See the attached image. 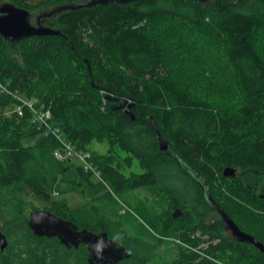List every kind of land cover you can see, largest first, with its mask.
Returning <instances> with one entry per match:
<instances>
[{"label": "trees", "instance_id": "16d2710c", "mask_svg": "<svg viewBox=\"0 0 264 264\" xmlns=\"http://www.w3.org/2000/svg\"><path fill=\"white\" fill-rule=\"evenodd\" d=\"M10 1L31 11L77 0ZM47 24L62 35L33 36L12 46L0 33L1 82L50 110L52 122L77 148L108 142L111 149L92 151L103 179L97 182L77 162L56 157L59 141L32 121L30 108L0 116V226L9 240L4 250L0 246V264H90L85 244L69 247L55 236L34 234L28 220L38 209L107 232L131 252L118 264H264V252L227 238L203 254L191 233L182 232L190 221L166 219L159 213L163 201L149 211L129 199L147 186L158 197L169 188L178 201L184 196L193 203L199 196L197 202L208 206L197 181L160 150V132L208 180L236 221L264 239V0L115 2L66 12ZM185 25L221 49L239 89L235 100L199 93L181 77L176 66L185 44L171 42L179 39L174 26ZM108 93L135 102V118L113 109ZM18 102L0 93V111ZM113 146L127 153L126 162L138 159L142 173L126 174ZM227 166L237 169L235 177L223 175ZM73 195L82 200L78 206L69 201ZM126 206L128 218L116 215ZM159 236L192 248L179 244L167 251L169 259H158L166 250Z\"/></svg>", "mask_w": 264, "mask_h": 264}, {"label": "water", "instance_id": "95a60500", "mask_svg": "<svg viewBox=\"0 0 264 264\" xmlns=\"http://www.w3.org/2000/svg\"><path fill=\"white\" fill-rule=\"evenodd\" d=\"M136 1L143 0H77L74 2H66L39 10L35 15V20L32 21L33 13L30 9L18 6L12 1L0 0V33L12 46L19 44L23 39L33 36L62 35L61 29L47 23L63 13L90 9L98 5L112 4L115 2L125 3ZM197 1L205 5H209L211 2V0ZM106 99L114 102L113 109H122L133 119L135 118L133 111L135 102L132 100L125 97H114L109 93L106 95ZM151 123L157 130L158 126L154 116L151 117ZM157 139L160 150L174 156L182 168L197 181L204 193L206 201L216 212L221 214L226 228L232 235L240 241L253 244L264 252V242L253 234L242 230L227 210L214 198L208 180L176 151L171 150L169 141L160 132H157ZM236 174L237 169L232 166H227L223 170L225 177H235ZM28 224L35 235L46 237L55 236L62 244L69 247H78L81 243H86L90 252L88 256V262L90 264H117L119 261L131 256V252L110 238L107 232L102 231L96 233L86 227L79 229V225L74 221L64 219L49 210L38 209L31 211ZM8 243V237L1 230L0 226L1 249L4 250Z\"/></svg>", "mask_w": 264, "mask_h": 264}, {"label": "rangeland", "instance_id": "374dc122", "mask_svg": "<svg viewBox=\"0 0 264 264\" xmlns=\"http://www.w3.org/2000/svg\"><path fill=\"white\" fill-rule=\"evenodd\" d=\"M3 1H10V0H3ZM33 13L32 21L35 20V15L39 11L38 9L31 10ZM172 25H177L175 22L170 23ZM180 27V28H179ZM174 26V28L178 31L177 37L179 39H172L173 45L176 47H179L180 43H184V46H181V49L179 50V57L177 59V66L176 69L181 74V77L185 79L187 82L191 84L192 87H194L197 92L203 93L208 96H217L222 94L223 97L229 98L230 100H235L239 95V89L237 84L235 83V80L233 78L231 69L225 59V56L221 49L217 46H214L213 43L209 40H207L205 37L200 36L198 34H194V32L185 26ZM161 31L167 32L168 30L166 27H159ZM173 33L172 30L169 31V34ZM166 33L164 34V37L167 38ZM187 41V42H186ZM264 41V40H262ZM259 48L264 52V43L259 44ZM5 86V85H4ZM7 89H9L7 86H5ZM1 94H8L6 91L0 90ZM23 98H26V96L21 95ZM16 107V106H15ZM14 106H6L3 108V111H0V116L3 114L10 115L11 112L15 111ZM90 152L95 151L100 154H106L110 152L111 145L108 142L105 143H98L93 142L90 146ZM113 153L120 156L122 158L121 161V167L122 170L126 174H136L139 172H142L144 168L141 166L138 159L132 157V160H126L125 157H128L127 153L122 151L118 146H113ZM94 181L98 180L96 178H93ZM158 190L154 187H146L142 190L138 191L137 194H132L130 196V200L134 201L139 209L144 208V200L145 197H158ZM117 197V196H116ZM118 198V197H117ZM159 199V206H162L163 204V196L158 197ZM157 199V200H158ZM70 203L72 206H78L81 204L82 200L77 196L73 195L70 198ZM163 201V202H162ZM126 209V207L122 209H117L116 215H122L123 210ZM163 210V209H162ZM166 208H164V211H160L159 213L163 216H165ZM183 245L181 242L174 241V244L171 246V251L173 252L174 249H176L177 245ZM206 244H202L201 246H205ZM200 246V247H201ZM200 247H196L195 249H200ZM169 250L164 251L163 257H158V259H166L170 258V252L167 253Z\"/></svg>", "mask_w": 264, "mask_h": 264}, {"label": "flooded vegetation", "instance_id": "af4514ba", "mask_svg": "<svg viewBox=\"0 0 264 264\" xmlns=\"http://www.w3.org/2000/svg\"><path fill=\"white\" fill-rule=\"evenodd\" d=\"M141 173L142 172H139L137 174H141ZM146 187L147 186H142V187L136 188L135 190L132 191V194H135V193L137 194L138 191H140ZM169 190L170 189L168 188V190H166L164 192V196H163V201L166 204L165 218L168 220L170 218L173 219V223L176 220L180 221L181 219L184 222L190 221V223L188 222L190 225V228L187 230L186 227H183L182 232L184 233V235L187 234V232L191 233L190 234L191 239H193L194 241L199 243L196 247H200L202 244H206L205 246H201L200 249H198L201 253L204 254L205 253L204 251L208 247H210V245H212V244L217 245L223 238H227L228 242L232 245L234 244V242H239V243H244L248 246H253L254 249L259 250L253 244L248 243V242H244V241H240L237 238H235L232 235V233L226 228L225 221L222 218L221 214L216 212L209 204L204 209L203 206L199 202H197V200L199 201V199H200L199 196L196 197V199L193 203H186L184 196L182 197L181 201H180V199L178 201V199L176 200V198L174 196H172V193ZM261 195L263 196V194H261ZM143 200L145 203H144V208L142 210L151 211L152 209H154V205L159 203L158 200L154 197H150V198L145 197V198H143ZM129 210H130V208L126 206V209L123 210L122 215H125L128 218L129 217V213H128ZM227 212H228V210H227ZM229 214L231 215V217L235 220V222L239 225V227L242 230L251 233L250 231H248V229L246 227H244V225H242L241 223L236 221V219L233 217V215L231 213H229ZM138 221L143 222L142 219H140V220L138 219ZM79 229H81V228L79 227ZM159 237H160V240L158 241V243L162 246L161 247L162 249H166V250L171 249L172 248L171 246L174 244V241L181 242L182 244L186 245L187 247H190V248H187V249H189L188 251H190V249L192 248L191 244H186L185 242H183L180 239L173 238V237H166V236H159ZM257 238L260 239L262 242H264V239H262L260 237H257ZM116 242L123 245L119 241H116ZM81 244L86 245V248L88 251V254H87V258H88L89 253H90L89 247L86 243H81ZM167 244L170 246V248L167 246ZM123 246L127 249V247L125 245H123ZM178 246H179V244L177 245V247ZM259 251H261V250H259ZM121 261H119V262H121Z\"/></svg>", "mask_w": 264, "mask_h": 264}, {"label": "built area", "instance_id": "2783aa9c", "mask_svg": "<svg viewBox=\"0 0 264 264\" xmlns=\"http://www.w3.org/2000/svg\"><path fill=\"white\" fill-rule=\"evenodd\" d=\"M0 90L6 91L8 95H12L19 102L15 107V111L20 115L24 113L25 108H30L33 112V122L44 128L45 134H51L59 141V145L55 150V155L58 159H69L77 162L86 171L93 175L97 180H103L101 172L94 163L93 154L88 149L77 148L74 144L68 141L62 129L52 122V113L50 110L39 109L36 106L37 100L34 98H23L20 94L14 93L7 89L0 80Z\"/></svg>", "mask_w": 264, "mask_h": 264}]
</instances>
